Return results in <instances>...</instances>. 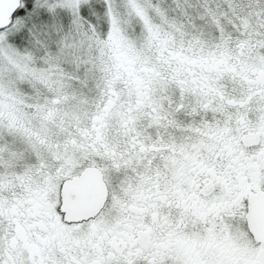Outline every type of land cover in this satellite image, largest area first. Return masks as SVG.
<instances>
[{
    "label": "snow or ice",
    "instance_id": "obj_1",
    "mask_svg": "<svg viewBox=\"0 0 264 264\" xmlns=\"http://www.w3.org/2000/svg\"><path fill=\"white\" fill-rule=\"evenodd\" d=\"M0 264H264V0H0Z\"/></svg>",
    "mask_w": 264,
    "mask_h": 264
}]
</instances>
